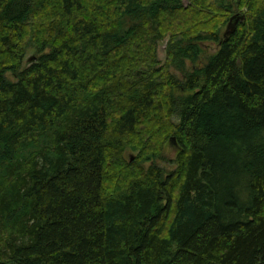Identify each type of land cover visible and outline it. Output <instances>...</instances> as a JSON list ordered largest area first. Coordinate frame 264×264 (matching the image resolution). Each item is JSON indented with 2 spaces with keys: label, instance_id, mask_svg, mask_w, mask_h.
<instances>
[{
  "label": "trees",
  "instance_id": "trees-1",
  "mask_svg": "<svg viewBox=\"0 0 264 264\" xmlns=\"http://www.w3.org/2000/svg\"><path fill=\"white\" fill-rule=\"evenodd\" d=\"M236 9L0 0V264H264V0Z\"/></svg>",
  "mask_w": 264,
  "mask_h": 264
},
{
  "label": "rangeland",
  "instance_id": "rangeland-1",
  "mask_svg": "<svg viewBox=\"0 0 264 264\" xmlns=\"http://www.w3.org/2000/svg\"><path fill=\"white\" fill-rule=\"evenodd\" d=\"M229 1L233 4L234 9L237 10L236 8H237V1L238 0H229ZM240 13H242V12H240ZM242 14H244V13H242ZM228 23L226 24V26L224 27V29L222 31L223 34L227 30ZM203 48L205 49V53L208 55V54L215 52L216 49H218V45H217V43L208 41V42L203 44ZM35 54H36V48L30 47L27 50V53H26V56H25V59L23 62V68H26L29 65H31L32 61L34 60ZM165 54H166L165 41H163L160 43V45L158 47L159 59L164 61L166 58ZM187 67L189 69L191 68L189 65ZM170 71L173 74H176L178 77H183V73L181 71L174 69V67H171ZM7 77L11 81H14V79H15V77L12 73H8ZM172 137L173 136H171V138ZM171 138L168 139L167 141H165V143L163 144L162 153H161L160 157L156 158L154 161H149V162L144 163L146 168H148L153 162L155 165H158L159 167H161L164 170L165 175L170 174L172 171H174L177 168L176 158H177V154H178V149H177L178 143H177V141H176V143L173 142Z\"/></svg>",
  "mask_w": 264,
  "mask_h": 264
},
{
  "label": "water",
  "instance_id": "water-1",
  "mask_svg": "<svg viewBox=\"0 0 264 264\" xmlns=\"http://www.w3.org/2000/svg\"><path fill=\"white\" fill-rule=\"evenodd\" d=\"M244 19H245V15L244 14H242L240 12L234 14L230 18L228 26H227V30L223 34L224 38L227 39L232 33H234L235 30L237 29V26H238L239 22L243 21ZM167 42H168V40H165V50H166V47H167ZM34 60H35V57H34ZM172 141L176 143V138L173 137ZM125 156H126V158H127V160L129 162H133L135 160L137 154L134 151H132V150H127L126 153H125Z\"/></svg>",
  "mask_w": 264,
  "mask_h": 264
},
{
  "label": "bare ground",
  "instance_id": "bare-ground-1",
  "mask_svg": "<svg viewBox=\"0 0 264 264\" xmlns=\"http://www.w3.org/2000/svg\"><path fill=\"white\" fill-rule=\"evenodd\" d=\"M31 53V52H30Z\"/></svg>",
  "mask_w": 264,
  "mask_h": 264
}]
</instances>
